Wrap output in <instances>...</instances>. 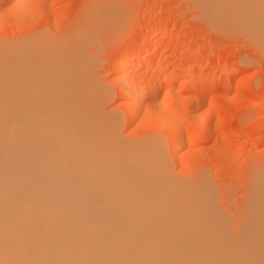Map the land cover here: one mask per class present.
<instances>
[{
	"label": "bare ground",
	"instance_id": "6f19581e",
	"mask_svg": "<svg viewBox=\"0 0 264 264\" xmlns=\"http://www.w3.org/2000/svg\"><path fill=\"white\" fill-rule=\"evenodd\" d=\"M6 1L0 0V6ZM194 3L204 22L216 30L232 31L264 52V0ZM43 48L36 51L39 56L28 58L35 61L26 58L28 52L20 55L29 62L28 71L22 69L24 77L18 75L0 89V264H264V176L252 181L246 216L234 229L218 205L216 211L211 207L215 195L211 199L203 191L187 189L165 172L161 152L151 151L157 160L141 151L124 150L114 132L102 125L109 116L104 114L107 120L101 124L88 116L87 107L76 104L63 82L57 81L64 76L59 71L73 64L72 49L47 55ZM140 62V57L125 59L118 67L124 70ZM137 76L128 78L129 83ZM119 78L126 81L125 76ZM176 79L171 75L162 80L160 93L185 86V81L178 84ZM122 84L121 93L127 87ZM151 85L132 88L129 126L135 128L140 113L156 103L143 101L145 92L159 86ZM200 93L194 104L188 102L196 110L205 103L207 92ZM261 128L262 124L256 126ZM178 135L173 126L169 139ZM182 144L176 143L175 156Z\"/></svg>",
	"mask_w": 264,
	"mask_h": 264
},
{
	"label": "rangeland",
	"instance_id": "374dc122",
	"mask_svg": "<svg viewBox=\"0 0 264 264\" xmlns=\"http://www.w3.org/2000/svg\"><path fill=\"white\" fill-rule=\"evenodd\" d=\"M199 11L194 0H7L0 6V62H7L1 63L4 67L0 64V89L18 75L24 77L26 60L39 56L36 51L43 46L47 55L72 49L73 66L60 70L64 76L57 81L63 82L76 104L87 107L88 116L100 123L109 116L110 122L101 124L114 132L124 150L155 158L161 152L165 172L187 189L203 191L208 198L217 196L210 201L211 207L221 209L220 214L236 229L246 216L252 181L264 176V52L232 31L216 30ZM104 17V25H99ZM134 48L139 50L132 54ZM17 56L25 59L9 61ZM137 57L142 65L119 70L120 61ZM158 67L162 71L152 72ZM171 75L178 84L185 81L184 89L172 87V92L162 95L164 79ZM131 76L137 77L129 83ZM120 81L127 93H121ZM151 84L160 87L145 92L143 101H155L156 107L147 104L150 108L131 127L127 112L133 107L131 90ZM202 91L207 92L205 103L196 110L190 103ZM96 95L103 96V104ZM149 109L155 114L158 110L162 117L154 118ZM258 124H262L260 130ZM173 126L179 135L170 140ZM176 141L183 144L175 156Z\"/></svg>",
	"mask_w": 264,
	"mask_h": 264
}]
</instances>
